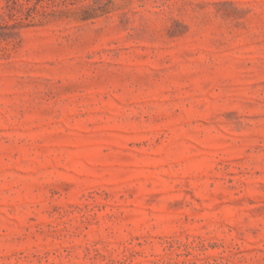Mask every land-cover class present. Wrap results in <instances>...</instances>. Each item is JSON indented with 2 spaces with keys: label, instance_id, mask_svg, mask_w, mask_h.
<instances>
[{
  "label": "rangeland",
  "instance_id": "obj_1",
  "mask_svg": "<svg viewBox=\"0 0 264 264\" xmlns=\"http://www.w3.org/2000/svg\"><path fill=\"white\" fill-rule=\"evenodd\" d=\"M36 2L0 0V264H264V0Z\"/></svg>",
  "mask_w": 264,
  "mask_h": 264
},
{
  "label": "trees",
  "instance_id": "obj_2",
  "mask_svg": "<svg viewBox=\"0 0 264 264\" xmlns=\"http://www.w3.org/2000/svg\"><path fill=\"white\" fill-rule=\"evenodd\" d=\"M36 1L37 2L34 6H32V7L28 6V8H27L28 12L30 13V17H32V14L34 12H37V13L39 12L38 6H40L44 2H47V5H46V7H42V9H43L44 13H47V11L52 9L55 5L59 6L62 3H66L68 0H36ZM19 5L24 7V5L21 4L20 2H19Z\"/></svg>",
  "mask_w": 264,
  "mask_h": 264
}]
</instances>
